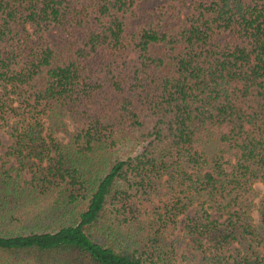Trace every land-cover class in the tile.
Masks as SVG:
<instances>
[{
    "label": "trees",
    "instance_id": "trees-1",
    "mask_svg": "<svg viewBox=\"0 0 264 264\" xmlns=\"http://www.w3.org/2000/svg\"><path fill=\"white\" fill-rule=\"evenodd\" d=\"M0 126V264H264V0H0Z\"/></svg>",
    "mask_w": 264,
    "mask_h": 264
},
{
    "label": "rangeland",
    "instance_id": "rangeland-1",
    "mask_svg": "<svg viewBox=\"0 0 264 264\" xmlns=\"http://www.w3.org/2000/svg\"><path fill=\"white\" fill-rule=\"evenodd\" d=\"M45 124H46V128L45 130L46 131H50V127H49V124H48V121L46 120L45 121ZM56 134H63V132L61 131H58ZM11 142V139L9 138L8 134H7V131H6V127L4 126H0V153L3 154L6 147L8 146V144ZM3 160H5V156H3L2 158ZM14 162V158L13 157H9L8 160L6 161V164L5 166H10L12 163ZM11 173L14 174V171L11 170ZM25 175L27 176L28 173L25 172ZM256 190H257V195L255 197V201L259 198V196L262 194L263 190H264V187H263V184L258 182L256 183ZM187 212L189 214H192L194 212V206H190L189 209L187 210ZM212 215L214 217H219L220 219L223 218L222 215H219V213L217 211H214L212 210ZM252 215L256 218L257 217V211L256 209L254 208L253 209V212H252ZM180 220H179V223L177 225V229L174 230V234H181V224H182V219H183V215H181L180 217Z\"/></svg>",
    "mask_w": 264,
    "mask_h": 264
}]
</instances>
